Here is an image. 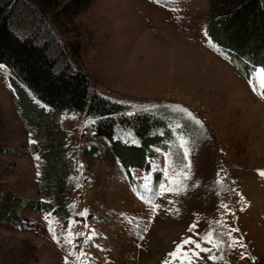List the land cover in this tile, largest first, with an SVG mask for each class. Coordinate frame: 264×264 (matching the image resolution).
<instances>
[{"label":"rangeland","instance_id":"rangeland-1","mask_svg":"<svg viewBox=\"0 0 264 264\" xmlns=\"http://www.w3.org/2000/svg\"><path fill=\"white\" fill-rule=\"evenodd\" d=\"M75 1L59 0L62 8ZM77 1L82 9L73 18L63 9L45 13L47 28L70 62L89 75L100 94L132 110L176 113L186 134L176 133L166 152L153 151L155 169L147 174L124 170L82 113L46 110L56 148L72 161L62 197L68 215L64 221L60 212L20 207L19 227L0 222V264H163L181 238L192 235L193 224L201 234L213 232L214 240L221 234L218 239L225 243L212 254L223 259L216 264H264V177L259 174L264 171V67L246 78L209 43L208 0ZM11 78L0 65V206L13 197L51 203L57 192L48 194L39 185L46 183L47 149L32 153L47 134L26 126ZM181 136L189 141L192 165L191 178L183 181L186 190L151 201L140 191L146 182L139 178L148 175L165 185L171 178L182 180L177 175L186 163ZM129 175L135 186L129 185ZM153 201L161 208L153 211ZM45 217L53 221L56 239ZM221 217L224 227L217 224ZM230 228L239 229L231 236L244 248L228 247ZM69 230L80 234L72 244L65 243ZM201 256L202 264H213Z\"/></svg>","mask_w":264,"mask_h":264},{"label":"trees","instance_id":"trees-1","mask_svg":"<svg viewBox=\"0 0 264 264\" xmlns=\"http://www.w3.org/2000/svg\"><path fill=\"white\" fill-rule=\"evenodd\" d=\"M79 5L77 0L63 8L59 0H0V65L14 78L10 82L26 126L30 130L43 128L47 134L48 140L42 146L33 145L32 153L41 147L47 149L42 157L47 167L46 183L39 185L48 194L57 192L51 203L14 197L5 200V206H0L1 223L19 227L20 207L60 212L66 221L62 197L65 179L73 172L72 161L56 148L47 129L46 110L82 113L90 119L95 137L107 143L113 156L124 163V170L149 171L153 151L159 147L166 152L176 133L186 134L176 113L132 110L100 94L89 75L70 62L47 28L45 13L56 14L63 9L73 18L82 9ZM208 17L206 36L236 70L249 78L254 68L264 67V0H208ZM132 138L135 144L130 142ZM127 179L135 186L131 175ZM160 183L155 182L156 186Z\"/></svg>","mask_w":264,"mask_h":264},{"label":"snow or ice","instance_id":"snow-or-ice-1","mask_svg":"<svg viewBox=\"0 0 264 264\" xmlns=\"http://www.w3.org/2000/svg\"><path fill=\"white\" fill-rule=\"evenodd\" d=\"M211 43V41H209ZM214 46V45H213ZM261 76V88L264 89V72L260 73ZM255 91V89H253ZM261 98H264V91L260 92ZM177 110L186 114L189 118L194 120L195 124L199 125L201 128L203 127L202 122L197 119L191 112H189L186 108H182L177 106ZM189 141L185 139L183 136L180 137L179 144L183 149V157L186 163L182 166L180 172L177 175L182 176V180H176L175 178L168 179V183L166 185H161L157 195H163L165 193H172L174 195H179L183 190H186V187L183 184V181L189 180L191 178V161L188 159L190 156V149L187 147ZM39 160V157H36ZM175 171V170H174ZM165 174L167 177V169H165ZM262 177H264V171L259 173ZM217 184H221L222 181L217 180ZM221 208L225 210V213L229 212V206L227 204H221ZM161 208V205L152 204V210L156 211ZM243 210V209H241ZM83 215V214H82ZM48 220V228L49 231L53 235V239H56V230L53 227V221L48 217H45ZM223 221V223H221ZM217 224L220 227H224L227 224V221L221 220L217 221ZM197 225L193 224L189 227L188 231L192 233V235L188 237H182L181 240L176 244L175 248L170 251L167 255V258L163 261V264H202L204 261V256H201V253H204L207 256L208 260H211L213 264H216L217 259H223V256L217 257V255L212 254L213 249H216L217 252L221 250L222 245L225 243L222 240H219L218 237L221 235L220 233H216L217 239L214 240V233L211 231L204 232L203 234L196 231ZM239 229L230 228L228 230L229 242L228 247L233 248L234 246H239L244 248L245 245L238 238L232 237L231 233L238 232ZM80 234H74L71 230H69L67 237H65V243L72 244L74 236H78ZM59 242V241H57ZM205 245H211V247H206ZM71 255V253H69ZM81 257H85L86 253H80ZM243 253H241V259H244ZM65 264H68L67 260Z\"/></svg>","mask_w":264,"mask_h":264}]
</instances>
